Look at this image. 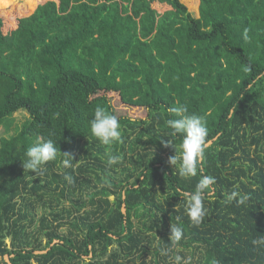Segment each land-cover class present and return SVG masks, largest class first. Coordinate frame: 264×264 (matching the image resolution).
<instances>
[{
	"label": "trees",
	"instance_id": "trees-1",
	"mask_svg": "<svg viewBox=\"0 0 264 264\" xmlns=\"http://www.w3.org/2000/svg\"><path fill=\"white\" fill-rule=\"evenodd\" d=\"M42 1L20 19L0 11V264H264L253 243L264 237V0H199L198 18L178 0ZM109 94L145 118L116 115ZM177 105L212 141L188 179L167 162L181 143L166 135ZM98 107L117 117L122 142L91 134ZM41 137L58 154L34 178L22 163ZM207 175L215 195L195 225L177 189ZM233 191L245 204L226 203ZM171 225L184 230L176 245Z\"/></svg>",
	"mask_w": 264,
	"mask_h": 264
},
{
	"label": "clouds",
	"instance_id": "clouds-1",
	"mask_svg": "<svg viewBox=\"0 0 264 264\" xmlns=\"http://www.w3.org/2000/svg\"><path fill=\"white\" fill-rule=\"evenodd\" d=\"M242 38L245 41L249 39L247 28L244 29ZM245 70L249 71L250 69L246 68ZM261 76H264V73H261L256 79H260ZM168 112L173 118L166 121L169 129L166 135L171 137V139L180 137L181 143L179 145V154H177L174 148L175 154L170 156L167 162L175 170V174L181 178L188 179L196 177L198 174L204 172L205 152L212 145V141L207 139L208 128L206 123L201 116L188 114V110L184 105L170 107ZM89 124L91 134L102 145L110 146L113 143L122 142L120 123L117 117L108 113L103 108L98 107L95 109L94 116ZM162 144L164 147H168L169 145L173 146L171 140L162 141ZM57 154L58 148L56 141L51 138L41 137L34 145L27 149L25 153L26 160L22 163L23 168L33 173L34 178H39L46 171L45 165L50 161H55ZM62 155L64 157L61 162L62 168H71L73 162L72 155L68 153ZM119 160V155L110 154L107 163L111 166L118 163ZM65 179L70 183L72 182V177L68 174H65ZM214 184L215 178L207 175L202 176L193 191L177 189L178 195L186 200L187 215L195 225H199L206 215L204 200L215 195L214 188H212ZM246 200V196L233 191L228 194L226 203L235 201L237 205H243ZM183 232V228L179 225L170 226L169 240L172 245H176L182 239ZM253 243L256 245H264V237L257 238ZM169 251L170 249L161 248V255H167ZM175 260L179 264L181 257L176 256Z\"/></svg>",
	"mask_w": 264,
	"mask_h": 264
},
{
	"label": "rangeland",
	"instance_id": "rangeland-1",
	"mask_svg": "<svg viewBox=\"0 0 264 264\" xmlns=\"http://www.w3.org/2000/svg\"><path fill=\"white\" fill-rule=\"evenodd\" d=\"M43 0L42 2H44ZM28 2L29 0H7L6 4L0 11L5 12L12 16L13 19H20L24 17L30 16L34 9H28ZM178 2L185 7L187 13H189L193 18H198V8H199V0H178ZM111 104L115 110L116 115L124 116L134 119H144L145 118V111L142 108H133L124 106L120 103L119 98L116 94H109L108 95ZM28 118L27 114L23 111L17 112L12 116L10 123L8 125V134L13 131V128L18 129L22 125V123ZM5 130L3 126H0V137L5 136Z\"/></svg>",
	"mask_w": 264,
	"mask_h": 264
},
{
	"label": "water",
	"instance_id": "water-1",
	"mask_svg": "<svg viewBox=\"0 0 264 264\" xmlns=\"http://www.w3.org/2000/svg\"><path fill=\"white\" fill-rule=\"evenodd\" d=\"M6 261L9 262V258L8 257H6Z\"/></svg>",
	"mask_w": 264,
	"mask_h": 264
}]
</instances>
